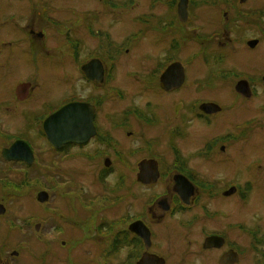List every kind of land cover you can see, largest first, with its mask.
<instances>
[{"label": "flooded vegetation", "instance_id": "flooded-vegetation-1", "mask_svg": "<svg viewBox=\"0 0 264 264\" xmlns=\"http://www.w3.org/2000/svg\"><path fill=\"white\" fill-rule=\"evenodd\" d=\"M178 57L185 82L167 91L160 75ZM263 58L264 0H183V19L179 0H0V160L26 167L1 155L25 140L36 161V140L53 148L45 119L81 104L69 130L91 135L64 148L115 183L89 195L71 173L72 236L41 224L29 257L28 239L6 254L0 237V264H264V198L260 241L250 214L264 151L245 154L264 140ZM8 215L0 231L24 232L27 218Z\"/></svg>", "mask_w": 264, "mask_h": 264}, {"label": "rangeland", "instance_id": "rangeland-1", "mask_svg": "<svg viewBox=\"0 0 264 264\" xmlns=\"http://www.w3.org/2000/svg\"><path fill=\"white\" fill-rule=\"evenodd\" d=\"M140 46L144 47L148 44L147 40L142 39L139 41ZM161 58L165 57L164 54H160ZM179 56L183 57V50L179 53ZM182 57H178L181 61H183ZM264 62V58L262 59ZM131 67V66H129ZM56 88L52 87L51 92H55ZM158 93L157 91H155ZM173 97V95H172ZM2 136L0 135V138ZM38 142V149L37 155L38 159L37 162L31 165L30 167L27 166V173L21 195H14L11 190H6L11 188L6 184L1 183L0 181V199H3L5 204L7 205L8 209L11 211L13 218L20 220L21 217H26L28 223L26 225L25 231L17 230V229H10L0 231V237H4L7 240L5 241V253L6 250L14 249L18 246V242L20 239L25 238L28 239V250L24 248L21 250V253L24 254H31L36 253L34 250L35 245H37V238L41 232L35 229V225L37 221L45 222L42 230L46 233L45 237H56V238H68L72 236V224L70 220H66L65 216H69L70 214V206L71 202L68 196H73L75 194L74 189H69V182L71 173L77 174L75 179L77 181H81L89 192V195H95L97 193H105L106 191L108 195L109 191L102 187L107 185L111 186L115 183L112 181H107L106 183L103 182H96L94 180V175L96 174L97 170L101 165L97 161H87L82 158H73L70 155L69 149L63 151L62 153H58L50 146H45L46 144L42 141L36 140ZM258 145H248L246 148L245 154L246 157L251 159L252 157H258L261 155V152L264 151V140H256ZM42 145V146H41ZM41 146V147H40ZM43 165L44 168L40 166ZM55 165V169L52 167ZM13 164L8 162H3L0 160V177L2 176H17L16 174L12 173ZM16 166V165H15ZM20 166V165H18ZM49 174L56 175L55 177H49ZM20 178L24 177V174L19 175ZM18 176V177H19ZM55 179V180H53ZM78 183V182H76ZM102 184V185H101ZM42 188H47L50 193V199L46 203H40L37 200V194ZM261 188L258 187L257 191L252 196L251 200V224H252V236H257L258 241H260L261 237L258 234L259 230L257 229V225L259 224L260 215L263 209V198L261 193L259 192ZM51 207L49 210L46 207ZM63 208V209H61ZM249 210L248 207H242V215H245V212ZM105 211L110 217H116L117 215V207L116 204L112 206H108ZM91 215V213H90ZM7 216V217H8ZM54 218V219H53ZM69 224H68V222ZM66 232V235L64 233ZM237 240L242 241L243 236L240 234L233 235ZM256 241V242H258ZM32 249L33 251H30ZM28 251V252H27ZM27 252V253H26ZM7 254V253H6ZM53 254L49 253L51 258ZM0 256H2V252H0ZM29 257V255H28Z\"/></svg>", "mask_w": 264, "mask_h": 264}, {"label": "water", "instance_id": "water-1", "mask_svg": "<svg viewBox=\"0 0 264 264\" xmlns=\"http://www.w3.org/2000/svg\"><path fill=\"white\" fill-rule=\"evenodd\" d=\"M184 80V71L180 63H173L170 65L162 75V85L165 87L180 85ZM81 110L79 108H74L71 106L63 107L58 113L55 114V118H49L45 123V131L49 136L51 142L54 146L62 147L66 142L70 140L81 141L82 136H90V133H81L78 129L75 132H71L68 129L69 117H75L76 121L80 118ZM60 119L58 124L59 128L56 127V120ZM56 119V120H55ZM3 154L8 159H19L23 158L29 162L33 161V156L27 151V149L20 143L14 144L11 148H5ZM144 175L141 173V176ZM146 179V176H143ZM40 201H45L48 199V194L42 191L38 195ZM0 206H3L0 204ZM5 209L0 210L4 212ZM39 226V225H38Z\"/></svg>", "mask_w": 264, "mask_h": 264}]
</instances>
